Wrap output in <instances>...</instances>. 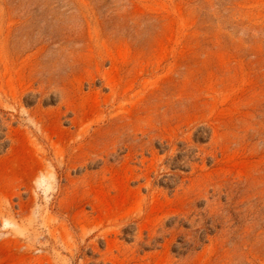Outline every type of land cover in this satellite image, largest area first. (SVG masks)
<instances>
[{
  "label": "rangeland",
  "instance_id": "374dc122",
  "mask_svg": "<svg viewBox=\"0 0 264 264\" xmlns=\"http://www.w3.org/2000/svg\"><path fill=\"white\" fill-rule=\"evenodd\" d=\"M0 264H264V0H0Z\"/></svg>",
  "mask_w": 264,
  "mask_h": 264
}]
</instances>
